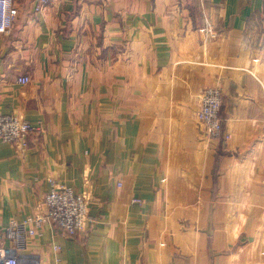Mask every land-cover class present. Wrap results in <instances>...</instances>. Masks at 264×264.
<instances>
[{
  "label": "crops",
  "instance_id": "crops-1",
  "mask_svg": "<svg viewBox=\"0 0 264 264\" xmlns=\"http://www.w3.org/2000/svg\"><path fill=\"white\" fill-rule=\"evenodd\" d=\"M33 1L0 33V111L40 127L0 140V245L54 179L91 221L41 228V264H264V0ZM212 86L228 139L197 119Z\"/></svg>",
  "mask_w": 264,
  "mask_h": 264
},
{
  "label": "built area",
  "instance_id": "built-area-1",
  "mask_svg": "<svg viewBox=\"0 0 264 264\" xmlns=\"http://www.w3.org/2000/svg\"><path fill=\"white\" fill-rule=\"evenodd\" d=\"M60 1L62 0H34L33 10L40 13ZM19 8L18 0H0V33L10 32L19 15ZM18 81L27 84L30 78L22 76ZM221 108V89L218 86L204 89L200 96L197 119L203 125L209 139L230 137L223 131ZM39 130V126L21 116L0 111V140L15 146L16 149H27L30 134ZM49 182L51 189L44 197L42 212L29 216L23 221L12 219L3 228L4 238L10 245H0V264H41L38 257L26 255L22 251L29 238L35 237L47 224L59 227L70 237L79 236L87 228L90 212L88 195L85 192L78 193L72 186L57 180L50 179ZM133 202L140 203L141 200L136 198ZM55 249L58 250L59 246ZM56 263L62 264L61 259L56 258Z\"/></svg>",
  "mask_w": 264,
  "mask_h": 264
},
{
  "label": "rangeland",
  "instance_id": "rangeland-1",
  "mask_svg": "<svg viewBox=\"0 0 264 264\" xmlns=\"http://www.w3.org/2000/svg\"><path fill=\"white\" fill-rule=\"evenodd\" d=\"M90 202H91V199H90ZM89 207H90V204H89ZM90 221H91V219H90V212H89V221H88V224H87V228L85 229V231H84L82 234L87 233V229H88V225H89V222H90ZM43 227H44V226H43ZM43 227H42V228H43ZM38 234H39V233H38ZM38 234H37V235H38ZM82 234H80V235H82ZM80 235H79V236H80ZM31 238H33V237H31ZM31 238H29V239H31Z\"/></svg>",
  "mask_w": 264,
  "mask_h": 264
}]
</instances>
